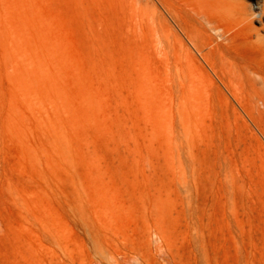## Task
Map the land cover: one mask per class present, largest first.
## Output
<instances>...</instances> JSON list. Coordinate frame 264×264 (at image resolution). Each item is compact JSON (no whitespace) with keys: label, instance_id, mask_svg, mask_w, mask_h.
Returning a JSON list of instances; mask_svg holds the SVG:
<instances>
[{"label":"rangeland","instance_id":"1","mask_svg":"<svg viewBox=\"0 0 264 264\" xmlns=\"http://www.w3.org/2000/svg\"><path fill=\"white\" fill-rule=\"evenodd\" d=\"M263 6L0 0V264H264Z\"/></svg>","mask_w":264,"mask_h":264},{"label":"bare ground","instance_id":"2","mask_svg":"<svg viewBox=\"0 0 264 264\" xmlns=\"http://www.w3.org/2000/svg\"><path fill=\"white\" fill-rule=\"evenodd\" d=\"M262 12L264 13V6H263V10H262ZM220 28V27H219ZM216 30H217V28H216Z\"/></svg>","mask_w":264,"mask_h":264}]
</instances>
